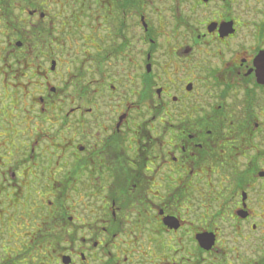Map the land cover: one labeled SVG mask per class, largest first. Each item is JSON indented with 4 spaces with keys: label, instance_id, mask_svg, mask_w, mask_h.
Returning a JSON list of instances; mask_svg holds the SVG:
<instances>
[{
    "label": "flooded vegetation",
    "instance_id": "1",
    "mask_svg": "<svg viewBox=\"0 0 264 264\" xmlns=\"http://www.w3.org/2000/svg\"><path fill=\"white\" fill-rule=\"evenodd\" d=\"M8 221L44 264H264V0H0Z\"/></svg>",
    "mask_w": 264,
    "mask_h": 264
},
{
    "label": "rangeland",
    "instance_id": "2",
    "mask_svg": "<svg viewBox=\"0 0 264 264\" xmlns=\"http://www.w3.org/2000/svg\"><path fill=\"white\" fill-rule=\"evenodd\" d=\"M17 211L10 210L5 212L12 215ZM15 222H5L0 228V264H4L6 261H13L11 262L12 264H31V262L44 264L41 259L43 248L39 245H33L30 239L32 233L36 232H34L30 224H26L21 229V226Z\"/></svg>",
    "mask_w": 264,
    "mask_h": 264
},
{
    "label": "trees",
    "instance_id": "3",
    "mask_svg": "<svg viewBox=\"0 0 264 264\" xmlns=\"http://www.w3.org/2000/svg\"><path fill=\"white\" fill-rule=\"evenodd\" d=\"M30 252V251H29ZM33 252V251H32ZM15 261V260H14ZM11 262H13V261H6L4 264H12ZM33 262H31V264H32ZM34 264V263H33Z\"/></svg>",
    "mask_w": 264,
    "mask_h": 264
}]
</instances>
